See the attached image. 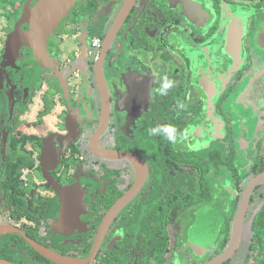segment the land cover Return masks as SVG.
<instances>
[{"label":"flooded vegetation","instance_id":"1","mask_svg":"<svg viewBox=\"0 0 264 264\" xmlns=\"http://www.w3.org/2000/svg\"><path fill=\"white\" fill-rule=\"evenodd\" d=\"M47 48L0 71V264H264V0H76Z\"/></svg>","mask_w":264,"mask_h":264},{"label":"water","instance_id":"2","mask_svg":"<svg viewBox=\"0 0 264 264\" xmlns=\"http://www.w3.org/2000/svg\"><path fill=\"white\" fill-rule=\"evenodd\" d=\"M75 1L25 0L18 18L14 21L11 30L6 35L4 48L0 55V71H4L7 66L15 69L21 66V62L24 60V56L21 53L23 47L29 53L32 62H37L40 67H46L49 70L54 69L53 57L47 48V40L54 34L59 22L67 17ZM56 72L61 88L67 96L68 87L66 80L58 74V71ZM235 244L236 241H233L228 251L208 264H220L223 262L233 251ZM35 247L45 256L59 264H76L77 262L75 259L52 253L37 245Z\"/></svg>","mask_w":264,"mask_h":264},{"label":"clouds","instance_id":"3","mask_svg":"<svg viewBox=\"0 0 264 264\" xmlns=\"http://www.w3.org/2000/svg\"><path fill=\"white\" fill-rule=\"evenodd\" d=\"M174 83L175 82L172 79L162 77L159 82V87L156 90L161 96L167 95L169 90L173 88ZM179 106L181 108L184 107L182 103ZM148 135L153 137L161 136L173 145H175L178 142V139H180L179 130L174 125L169 123L157 124L149 128Z\"/></svg>","mask_w":264,"mask_h":264},{"label":"rangeland","instance_id":"4","mask_svg":"<svg viewBox=\"0 0 264 264\" xmlns=\"http://www.w3.org/2000/svg\"><path fill=\"white\" fill-rule=\"evenodd\" d=\"M11 9H8V7H6V10L0 6V55H1V52H2V49L4 48V43H5V40H6V35L8 33V30L10 28V23H11V20L10 18L8 17L10 14H11ZM6 11V12H5ZM66 45H68L69 47H71V41L70 40H66ZM243 60L244 58L242 57V53H241V61L239 64L243 63ZM41 69H44V67H40ZM38 96V94H36ZM36 96V97H37ZM37 109L35 110H30L27 118L28 119H33L34 116L33 114L34 111H36ZM252 126V123L251 125Z\"/></svg>","mask_w":264,"mask_h":264},{"label":"trees","instance_id":"5","mask_svg":"<svg viewBox=\"0 0 264 264\" xmlns=\"http://www.w3.org/2000/svg\"><path fill=\"white\" fill-rule=\"evenodd\" d=\"M24 2L25 0H0L1 7H3L5 10L6 7H8V9H11V14L8 16L11 20L9 30H11L14 21L18 18ZM29 61H31V58H29Z\"/></svg>","mask_w":264,"mask_h":264},{"label":"built area","instance_id":"6","mask_svg":"<svg viewBox=\"0 0 264 264\" xmlns=\"http://www.w3.org/2000/svg\"><path fill=\"white\" fill-rule=\"evenodd\" d=\"M98 46H99L98 40L97 39H93L92 43H91V48L93 50H96V49H98Z\"/></svg>","mask_w":264,"mask_h":264}]
</instances>
